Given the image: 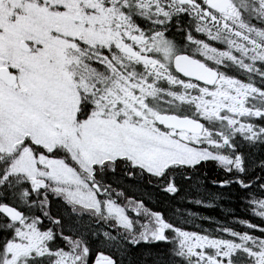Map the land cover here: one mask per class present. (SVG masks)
I'll list each match as a JSON object with an SVG mask.
<instances>
[{"label": "snow or ice", "instance_id": "obj_1", "mask_svg": "<svg viewBox=\"0 0 264 264\" xmlns=\"http://www.w3.org/2000/svg\"><path fill=\"white\" fill-rule=\"evenodd\" d=\"M0 264H264V0H0Z\"/></svg>", "mask_w": 264, "mask_h": 264}, {"label": "rangeland", "instance_id": "obj_2", "mask_svg": "<svg viewBox=\"0 0 264 264\" xmlns=\"http://www.w3.org/2000/svg\"><path fill=\"white\" fill-rule=\"evenodd\" d=\"M225 212H228V209L227 210L225 209ZM240 212L242 214H245L242 209H240ZM201 214L202 215H206V216L207 215H211L214 220H216V219H220V220L225 219V218L222 217V213L221 212H215V211L214 212H209L207 210H204V211L201 212Z\"/></svg>", "mask_w": 264, "mask_h": 264}, {"label": "trees", "instance_id": "obj_3", "mask_svg": "<svg viewBox=\"0 0 264 264\" xmlns=\"http://www.w3.org/2000/svg\"><path fill=\"white\" fill-rule=\"evenodd\" d=\"M228 209V211H237V212H239V209H236L235 208V205H234V202H233V204H232V207L231 208H226V210ZM241 213V212H240Z\"/></svg>", "mask_w": 264, "mask_h": 264}, {"label": "flooded vegetation", "instance_id": "obj_4", "mask_svg": "<svg viewBox=\"0 0 264 264\" xmlns=\"http://www.w3.org/2000/svg\"><path fill=\"white\" fill-rule=\"evenodd\" d=\"M235 212L237 213V215H246V214L240 213V209H239V212H237V211H235ZM226 214H227V212H223L222 217L223 218L226 217Z\"/></svg>", "mask_w": 264, "mask_h": 264}]
</instances>
